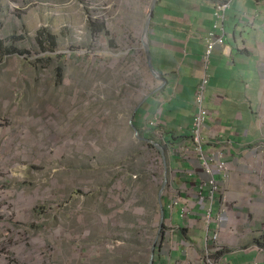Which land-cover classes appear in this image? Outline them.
<instances>
[{
	"label": "rangeland",
	"instance_id": "rangeland-1",
	"mask_svg": "<svg viewBox=\"0 0 264 264\" xmlns=\"http://www.w3.org/2000/svg\"><path fill=\"white\" fill-rule=\"evenodd\" d=\"M152 2L0 0V264H150L154 248V262L173 251L159 148L129 126L157 79L143 44Z\"/></svg>",
	"mask_w": 264,
	"mask_h": 264
},
{
	"label": "crops",
	"instance_id": "crops-1",
	"mask_svg": "<svg viewBox=\"0 0 264 264\" xmlns=\"http://www.w3.org/2000/svg\"><path fill=\"white\" fill-rule=\"evenodd\" d=\"M218 21L210 0H157L153 13L150 53L162 79L150 77L129 126L135 133V119L139 135L161 146L157 201L165 220L180 229L173 251L159 253L156 264H207L206 252L217 264H264V237L257 239L264 235V0L230 1L224 30H216L224 45L213 50L205 71L208 35ZM205 72L209 118L200 133V154L194 120ZM220 161L228 171H215L220 190L212 199L205 164ZM173 201L180 204L169 210ZM187 235L193 240L190 254L183 249Z\"/></svg>",
	"mask_w": 264,
	"mask_h": 264
},
{
	"label": "built area",
	"instance_id": "built-area-1",
	"mask_svg": "<svg viewBox=\"0 0 264 264\" xmlns=\"http://www.w3.org/2000/svg\"><path fill=\"white\" fill-rule=\"evenodd\" d=\"M215 7L216 11V16L218 17L219 21L215 23L214 25V30L209 33V44L207 47V51L205 52L203 56V65L205 68V71L208 70L209 65L211 63V58H212V52L213 50L218 47V46H223L224 45V38L222 35H217L216 30L223 29V22L225 19V14L228 8L230 7V1L231 0H210ZM222 21V22H221ZM132 51V50H131ZM132 53H135V51H132ZM206 73V77L203 80V82L199 85L198 91H197V106H198V114L195 116L194 120V131L196 133V137H193L194 143H195V149L198 153H202V145H203V138L202 135L200 134L201 131L204 128L205 123L207 122L209 118V110L206 108L207 106L204 103V93L206 90V85L208 84V74ZM208 77V78H207ZM205 171L209 175V186L211 188V196L212 199L214 198L215 194L220 190V186L214 176L215 171H220L222 173H226L228 171L227 164L223 161L218 162L215 166L210 165L208 163L205 164ZM179 202V201H178ZM179 203H170L168 209L171 210L174 207L178 206ZM185 211V208L183 209ZM207 264H217L213 260L209 259L207 261Z\"/></svg>",
	"mask_w": 264,
	"mask_h": 264
},
{
	"label": "water",
	"instance_id": "water-1",
	"mask_svg": "<svg viewBox=\"0 0 264 264\" xmlns=\"http://www.w3.org/2000/svg\"><path fill=\"white\" fill-rule=\"evenodd\" d=\"M156 4H157V0H153L151 8H150V11H149V14H148V17L146 19L144 31H143V37H144L143 44H144V50H145L146 59H147L148 65H149L152 73L155 74V75H157V71L154 69V67L152 65V60H151L152 58H151L150 45H149V31H150V28H151V21H152V18H153V13H154ZM157 77L162 79V77L160 75H157ZM158 90H156L154 93H156ZM136 111H137V109L134 111V114L136 113ZM130 124L134 128L135 134L137 135V137H139L138 131L135 129V126L133 125V120H131ZM139 138L143 139L141 137H139ZM154 144L156 146H158L157 143H154ZM160 205H161V209H162V218H164V210H163L162 202L160 203ZM154 260H155V248L152 251V257H151V260H150V264H154L155 263Z\"/></svg>",
	"mask_w": 264,
	"mask_h": 264
},
{
	"label": "trees",
	"instance_id": "trees-1",
	"mask_svg": "<svg viewBox=\"0 0 264 264\" xmlns=\"http://www.w3.org/2000/svg\"><path fill=\"white\" fill-rule=\"evenodd\" d=\"M90 29H91V31H96V30H100V29H104V24L103 23H101L100 25H98V23L97 22H92L91 24H90ZM114 42V41H113ZM133 123H135V119L133 120ZM164 233H165V228H163V230H162V235L164 236ZM154 264H156V261H155V263Z\"/></svg>",
	"mask_w": 264,
	"mask_h": 264
},
{
	"label": "clouds",
	"instance_id": "clouds-1",
	"mask_svg": "<svg viewBox=\"0 0 264 264\" xmlns=\"http://www.w3.org/2000/svg\"><path fill=\"white\" fill-rule=\"evenodd\" d=\"M158 145V144H157ZM156 147H158L159 149H161V147L158 145V146H156ZM170 204V203H169ZM168 204V205H169ZM164 215H165V212H164ZM164 219H165V217H164ZM165 239H166V236H164V241H165Z\"/></svg>",
	"mask_w": 264,
	"mask_h": 264
},
{
	"label": "flooded vegetation",
	"instance_id": "flooded-vegetation-1",
	"mask_svg": "<svg viewBox=\"0 0 264 264\" xmlns=\"http://www.w3.org/2000/svg\"><path fill=\"white\" fill-rule=\"evenodd\" d=\"M154 142V141H153Z\"/></svg>",
	"mask_w": 264,
	"mask_h": 264
}]
</instances>
